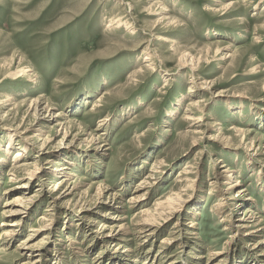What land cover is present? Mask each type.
<instances>
[{
    "label": "rangeland",
    "instance_id": "1",
    "mask_svg": "<svg viewBox=\"0 0 264 264\" xmlns=\"http://www.w3.org/2000/svg\"><path fill=\"white\" fill-rule=\"evenodd\" d=\"M228 1L0 0V103L10 100L0 104V264H264V234L246 236L231 229L233 221L242 224L239 218L247 209L264 219V155L251 157L264 150V71H253L258 63L264 69V0H233V7L220 8ZM117 18L126 23L112 24ZM146 48L157 55V71L145 67ZM183 51L201 57L197 69L180 61ZM227 52L234 53L232 60L223 58ZM20 68H31L34 75L13 79ZM38 97L35 112L30 103ZM195 99L202 100L203 116L210 114L206 121L217 127L193 125L198 111L187 108ZM59 112L65 114L63 121L75 122L64 140L56 125ZM107 118L106 126H99ZM232 126L247 131L255 150L216 138L222 128L237 147L242 135L234 137ZM20 132L33 143L37 133L49 137L46 150L30 145L26 162L48 170L51 157H68L83 189L96 182L119 194L116 206H124L125 222L180 188L182 211L148 242L132 225L134 252H124L130 244L115 246L119 242L105 241L100 229L107 220H117L105 214L115 209L98 210L77 199L54 203L48 186L63 175L40 173L45 182L38 176L26 189L20 186L23 170H18L20 179H11L12 160L22 148ZM91 134L105 139L109 149L104 154L95 148L99 140L89 143ZM217 159L232 167L245 189L237 207L220 208L219 187L211 183L221 168L214 165ZM156 162L150 195L132 207L130 197ZM193 163L189 186L179 181L180 173ZM219 184L223 187L222 180ZM19 187L26 196L40 191L9 239L4 235L9 226L2 224L16 217L4 215L3 207ZM30 236L33 250L23 255L18 246Z\"/></svg>",
    "mask_w": 264,
    "mask_h": 264
},
{
    "label": "bare ground",
    "instance_id": "2",
    "mask_svg": "<svg viewBox=\"0 0 264 264\" xmlns=\"http://www.w3.org/2000/svg\"><path fill=\"white\" fill-rule=\"evenodd\" d=\"M235 4H236L235 1L230 0V1L222 4L220 6V8L229 9V8L233 7ZM163 12H166V10H162L159 14H161ZM122 20L120 18V19L116 20L115 22H113L112 24H116V25L118 24L117 26H121L122 24L126 23V22H123ZM180 43H182V41L181 42H175L174 45L178 46ZM229 48L230 47L227 46L224 49L229 50ZM144 51L146 53L144 61L148 62L147 65H145V67L157 71V65H155V63H156L155 59L157 58L156 53H154V51L150 50L149 48H146V50H144ZM219 53H221V51ZM233 57H234V53L228 54V52H227L224 54L223 58L224 59L228 58L229 60H232ZM180 61H183V63H188L189 65L193 66V68L197 69V67L199 66V63L201 61V57L196 58V57H193L192 55H190L189 52L183 51L180 54ZM255 63H258V61ZM145 67L142 66L140 68V70H144ZM261 67H262V65L260 63H258V65L253 68V71H255V72L264 71V69H261ZM31 71H32L31 68H20L15 73H13L11 76L13 77V79H16V77H20V76L31 77L32 75H34L33 73L31 74ZM193 78H196V76L194 75ZM31 80L36 81V78L32 77ZM166 82H167V80H166ZM253 82L254 81L249 80L248 83H253ZM165 85H167V84H165ZM164 87H166V86H164ZM263 92H264V86H263ZM189 93H192V92H189ZM105 94H106V92H105ZM39 98L40 97L32 100L30 103V106L33 103L35 104V106H36L35 112L39 111L38 110V104H37L38 101L40 102ZM8 101H10V100L8 98H6L0 104L7 105V104H9ZM201 101L202 100H199V99L196 100L195 99V101H193L191 104V108H187V110L189 109L190 112H191V110L192 111H194V110L198 111V117L194 118V120H196V121L193 122V125L196 124L195 126L197 128L202 129V130L205 129L206 127H208V128L217 127L215 123L212 124V123H209L206 121L208 115H210V114H207V116H203L204 114H202V113L204 112V109H203L202 103H200ZM101 102H102V100L99 99V101L94 104V107L98 106ZM49 108L50 107H48V109ZM43 109H45V108H43ZM64 115L65 114H62V112L56 113V115H55V117H62V118L56 119V122H57L56 125L59 128L58 133L61 130H63V132H64L63 140L66 138V136H69L70 130L74 129V127H75V122L63 121L64 118H66V117H64ZM188 117L192 118L190 116H188ZM107 120H108V118L105 120L106 122L102 121L99 124V126H101V127L106 126ZM77 125H79V124H77ZM80 126L81 125H79V127ZM45 128H46V126H45ZM217 129H219V133H218V135H215V136H216V138L220 139V142H223L227 145H231L232 147L234 146L235 148L241 147L245 151L255 150V147H256L255 141L254 140L248 141V138L246 137V135L248 133L246 130H241V129L237 128L236 126H232L231 130L233 132L234 137H236L238 135H242V139L238 144H236L237 145V147H236L235 145L232 144V139H233L232 136H230L228 133H222V128H217ZM38 130L41 131V133H42V129L39 128ZM20 133L22 134V135L19 134L20 141L22 140L21 141L22 148L15 152L16 154L14 155V158L12 160V161H14V159H16V162L13 164L14 168L12 167V170L9 173L11 179H14V180L20 179L21 177L17 173H18V170H23L24 176L22 175V177L24 180H23V182H21L20 186L25 188V187H28V185H30L29 183L32 182V180L36 179V177H38V176L40 177L38 180H40L41 182H45V181H43L44 179L42 177H43V175H45L44 173H46L47 171H51L54 174V176L63 175L62 177H60V179H58L56 181V184L54 186H52V185L48 186L50 188H53L51 191H50V189L47 190V194L49 196H51L54 203H57V202L59 203V201H62L64 199H68V200L77 199L80 202L92 204L97 209L98 208L100 209V208L105 207V206H109L110 207L109 210L115 209L116 210L115 214L112 213L113 211H107V212H105V214L106 215L112 214L111 215L112 218L117 219V220L112 221V222L110 220H107L106 222L102 223L100 229H102L101 232L104 233L102 235H104L105 241H107V242L111 241V242H117V243L119 242L118 244H115V246H118V247H121L122 243L130 244V246L127 245L128 247H126L124 252H127V253L128 252H130V253L134 252V247H132V245L136 242L137 239L133 235L135 233L133 232L132 225L135 226V229L137 230V231L136 230L135 231L137 234H139L141 241L142 242H148L150 239L152 240V238H156L161 233L164 225L167 222H169L171 219H173L177 214H180V212L182 211L181 210V203H182L181 202V196H182V191H184V189L180 188L179 189L180 191L178 193H173V194L169 195L168 197H166L165 199L157 200L154 207H151V208L150 207H144L142 210H140L138 212L139 217H136L135 219L132 220L133 222L132 221L131 222L130 221L125 222L124 220H126L127 218H126V216H124V213H121L124 206H120V205L116 206V203H119V201L121 200V199L120 200L118 199L119 194L117 192L116 193H113V192L109 193L108 192L110 190L109 186H107L103 183H96V182L89 184L86 189H83L82 188V185H83L82 181H80V177L78 176L77 173H75V171L73 169L75 164L71 160H66L68 158L67 155L65 156V157H67L66 159L65 158L64 159L63 158L62 159H54L52 157L50 159H48L47 163L49 164V166H47V169L48 168L50 169V164L54 166V168L50 169V170L49 169L48 170H45V169L40 170V166L38 164H35L33 167L31 165L34 164V162H30V163L26 162V160H27V154L26 153L28 152V149H30V145L31 146L33 145L36 148H38L37 146H40L39 150H46V147H47L46 146V140H48L49 137L47 136L46 138L43 139V138H41L39 133H37V134H35V142L33 143L30 141L31 138L29 136H27V134L25 135V134H23V132H20ZM88 138H89V140H88ZM88 138L85 139V141L88 140L89 143L94 142V141H98V140L100 141L99 142L100 144L97 145L95 148L99 149L101 154L105 153V152H102L103 150L109 149V147L106 146L107 144H106L105 139H102L100 135H98V137H97L95 134H91ZM11 140H12V138H11ZM41 141H42V143H41ZM40 143H41V145H39ZM256 150H258V149H256ZM53 154L56 155L58 153L54 152ZM249 155H250V153H249ZM256 155H258V156L264 155V150L257 151V152L254 151V153L251 154V157L254 158ZM63 156L64 155H62L61 157H63ZM71 158H72V156H71ZM2 161H4V159L3 160L0 159V163ZM63 161H65V163H63ZM220 162L221 161H219L217 159L216 162L214 163V165L218 166L220 164ZM219 166L221 168L216 169V172L214 175L215 180L212 181L211 183H212V185H213L212 187L214 189L216 187H219V195L221 196V200H223L219 204L220 208L227 206V204L236 205V207H237L240 204H242V203H240V204H238V203H239V201H242V198L245 197V194H246L245 189L239 186L240 181H239V179L236 178L237 176L232 172L233 170H232L231 166H228L226 164H222ZM158 168H159L158 163L157 162L154 163L153 167L151 168V172L148 174L146 179L145 180L142 179L143 181L140 184H138V189L135 190L133 195L130 197V203L132 204V207L136 206V204L140 205V204L144 203L145 198H147L150 195L151 186L153 185V182H154L153 179L157 178V174H156L157 171L156 170ZM190 168H191V170H193L192 168L196 169V166L194 165V163L188 164L185 166V168L182 169V172L180 173L181 179L179 180L181 183L183 181L189 182V186L194 182L192 180L193 178L191 179L192 172L190 171ZM20 173H21V171H20ZM40 173H41L42 177H41ZM73 176H74V178H73ZM220 180H222L223 187H221L219 184ZM25 189L20 188V187L17 188V190H16L17 194L14 196V198L12 200L8 199L7 202L4 204V207H3V210H4L3 214L4 215L14 216V218L16 217L14 220L4 221L2 224V225L9 226V228H6L4 230V235H7V237H9V239H12V236H14L15 232L17 231L16 228L20 225L21 221L26 217V215H28L29 209L31 208V204L34 201L32 199L37 195V192L40 191V189H38V190H36V192L34 194L26 196L25 192H24ZM93 190H95L94 193H93ZM107 192L109 193V195L106 196ZM45 194H46V192H45ZM232 202H235V203H232ZM257 215L255 212H252V211H250V209H247L245 216L239 218L242 221V224L236 225V223H234V221H233L231 223V229L233 226V228L234 227L236 228L235 233H237V232L239 234L243 233V235H246V236H255L256 234H260V235L264 234V219H261ZM42 218L43 217L41 216L40 219H42ZM240 220H239V222H240ZM223 221H226V220L223 219ZM188 225L190 227H194L195 221H190V223ZM235 233H234V235H235ZM30 239H31V236L27 240L23 241L18 246L19 248L24 249V251L22 253L23 255L27 253L26 251L33 250L31 248L32 245L29 244L32 241ZM234 240H235V236H233L231 238V242H233ZM165 241L170 242L169 238H164L163 242H165ZM119 244H121V245H119ZM256 247H257V245H255L254 248H256ZM117 249H119V248H117ZM138 260H139V257L136 256L131 261L136 263ZM29 263H30V261L27 260L23 264H29ZM143 264H149V262L145 261Z\"/></svg>",
    "mask_w": 264,
    "mask_h": 264
}]
</instances>
